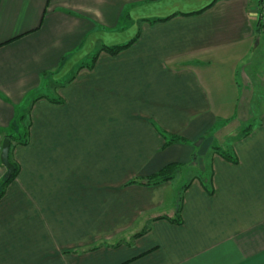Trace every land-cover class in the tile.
<instances>
[{
	"label": "crops",
	"instance_id": "0c3cea01",
	"mask_svg": "<svg viewBox=\"0 0 264 264\" xmlns=\"http://www.w3.org/2000/svg\"><path fill=\"white\" fill-rule=\"evenodd\" d=\"M258 1L0 0V151L29 126L0 199V264H264V94L255 107L237 82L262 36ZM158 130L194 146L164 148ZM170 163L211 173V196L184 179L180 226L152 221L175 216L177 176L128 185Z\"/></svg>",
	"mask_w": 264,
	"mask_h": 264
},
{
	"label": "trees",
	"instance_id": "16d2710c",
	"mask_svg": "<svg viewBox=\"0 0 264 264\" xmlns=\"http://www.w3.org/2000/svg\"><path fill=\"white\" fill-rule=\"evenodd\" d=\"M262 2H264V0H259L258 4H259V14H258V20H257V24H256V28H255V33L257 35L260 34L261 29L264 28L262 27L261 24V15H260V11H261V5ZM211 6V5H210ZM208 6V7H210ZM208 7L204 8L203 10H200L198 12H194V13H189V14H173L170 15L164 19H158V20H145V22H148L150 24H155V23H161V22H166L170 19H172L173 17L180 15V16H192V15H199L201 14L203 11H205ZM139 39V31L137 32V34L130 39L129 41H127L126 43L122 44V45H118V46H101L98 50H96L94 53H92L89 58L80 63L79 65H77V67L74 70V73L71 77V79L68 80V82H65L64 84H62L61 86H65L67 83H69L72 78L76 75V73L81 70V69H86L91 71L96 63V60L99 56L100 53L104 52L112 57L117 56L118 54H120L121 52L129 49L133 44L136 43V41ZM50 103L53 104H57L60 105L63 103V100L60 98H56L53 100H49ZM23 122V118L21 117V123ZM28 131H29V126L25 127V130L22 131V136L20 138H14L11 136H6V138H8L10 140V148H9V156H8V160L9 162L13 165L14 167V171L13 173L9 176V177H4L3 180L0 181V199L4 196L5 191L7 189V187L11 184V182L16 178L17 174L19 173V168L17 166V164L12 160L11 158V151L15 146H26L28 144ZM251 131V126H248L245 130L242 131L241 135L239 136V139L246 137L247 135H249ZM158 133L160 134V136L163 138L164 140V145L163 147H169L173 144H189V145H193L192 143L188 142L187 140L178 137V136H172V135H167L164 132L158 130ZM211 152L213 155H217L220 158H222L223 160H225L226 162H229L233 165H237L238 160L236 158V156L234 155V153L232 152L231 147H221V146H217V145H213L211 147ZM198 161V157L195 153L192 154L191 156V165H196ZM185 168L183 165L181 164H177V163H170L166 166H164L161 170H159L157 173L148 176L146 178H140V179H135L132 180L131 182L128 183V185H137V186H143V187H154L157 185H160L162 183H166V182H172L175 178V176L180 172L183 171ZM196 179L200 185L202 186V188L205 190V192L211 196L213 194L212 191V187H211V173L209 171V174H197L194 175L192 177L191 180ZM190 185V182L184 184L179 192L177 201H176V211H175V216L173 218H169L167 216H161L158 218H154L152 221H156V220H165L168 223L175 225V226H180L182 224V220L180 217V213H181V206H182V201H183V194L186 191V189H188ZM149 231V228H145L143 229L139 234L134 235L131 239V241L143 236L144 234H146ZM121 243H125L119 241L118 243H115L113 245L110 244H100L98 246H96L95 248H91L90 250H94L98 247L101 246H111V247H118L119 245H121Z\"/></svg>",
	"mask_w": 264,
	"mask_h": 264
},
{
	"label": "rangeland",
	"instance_id": "374dc122",
	"mask_svg": "<svg viewBox=\"0 0 264 264\" xmlns=\"http://www.w3.org/2000/svg\"><path fill=\"white\" fill-rule=\"evenodd\" d=\"M262 6V5H261ZM261 15V11H260ZM264 17L261 15V18ZM262 27H264V19L261 20ZM262 34L260 41L257 43L256 50L249 57V65L246 69H241L242 66L237 70V82L241 88H248L254 95L253 104L258 107V103L261 102V95L264 94V28L261 29ZM243 64H246L244 61ZM241 72L244 73L245 78L247 77L249 82L241 81ZM52 92V90H51ZM26 115V114H25ZM23 121L25 116H22ZM23 123V122H22ZM21 123V136L22 131L25 130L27 124ZM248 124H241V127L245 128ZM242 128V129H243ZM218 145V144H216ZM220 145V144H219ZM177 176V177H176ZM174 181V190H176V195L179 192L180 186L184 183V179L194 176V172L191 169H184L176 175ZM176 210V207H175Z\"/></svg>",
	"mask_w": 264,
	"mask_h": 264
},
{
	"label": "water",
	"instance_id": "95a60500",
	"mask_svg": "<svg viewBox=\"0 0 264 264\" xmlns=\"http://www.w3.org/2000/svg\"><path fill=\"white\" fill-rule=\"evenodd\" d=\"M9 148H10V140L8 138H5L1 146L0 162H1V165L6 170V177H9L14 171L13 165L8 160Z\"/></svg>",
	"mask_w": 264,
	"mask_h": 264
},
{
	"label": "built area",
	"instance_id": "2783aa9c",
	"mask_svg": "<svg viewBox=\"0 0 264 264\" xmlns=\"http://www.w3.org/2000/svg\"><path fill=\"white\" fill-rule=\"evenodd\" d=\"M261 15L264 16V2H262L261 6ZM262 19H264V17H262Z\"/></svg>",
	"mask_w": 264,
	"mask_h": 264
}]
</instances>
